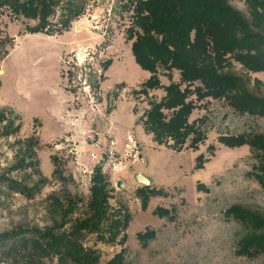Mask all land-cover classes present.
<instances>
[{"label":"rangeland","instance_id":"374dc122","mask_svg":"<svg viewBox=\"0 0 264 264\" xmlns=\"http://www.w3.org/2000/svg\"><path fill=\"white\" fill-rule=\"evenodd\" d=\"M65 1L60 0L50 17L57 30ZM229 2L251 21L245 0ZM122 4L86 0L84 14L53 34L31 33L36 21L0 9V38L7 50L0 62V111L8 112L13 128H20L6 135L5 122L0 123V234L21 229L43 232L55 224L56 233L73 231L75 223L89 214L93 186L89 171L98 168L90 157L95 145L104 146L112 136L123 152L132 136L140 159L128 160L118 173H103L110 182L111 212L125 207L131 216L128 228L114 243L82 232L78 241L86 249L94 250L101 263L124 250L127 264H264V253L248 257L239 252L247 228L228 213L240 205L264 215L258 159L249 146L228 148L218 141L220 136H264V117L241 114L228 101L209 98L196 102L189 119L206 134L198 150L187 148L190 142L181 152L157 145L141 121L149 103L160 101L165 93L158 89L148 97L133 95L150 73L134 59L132 42L126 39L132 13ZM230 63L227 72L241 76L251 93L264 96V72ZM159 75L162 85L180 82L176 70L172 79L162 69ZM87 79L92 85L88 91ZM34 136L38 144L32 158L25 141ZM201 155L206 158L204 167L197 169ZM25 157L27 164L36 166L19 168ZM136 173L147 175L151 184H138ZM4 178L27 185L34 190L32 196L11 191L3 185ZM119 181L125 183L123 188L117 187ZM142 188L160 192L150 197L145 210L138 193ZM53 198L65 207L68 199H81L62 226ZM158 208L167 209L170 218H161ZM146 232H154V237L143 243L138 234ZM23 256L1 250L0 264H30ZM41 264L58 260L44 258Z\"/></svg>","mask_w":264,"mask_h":264},{"label":"trees","instance_id":"16d2710c","mask_svg":"<svg viewBox=\"0 0 264 264\" xmlns=\"http://www.w3.org/2000/svg\"><path fill=\"white\" fill-rule=\"evenodd\" d=\"M251 13V21L232 6L229 0H122V7L132 13L126 30L127 41L132 42V54L136 63L150 73V78L134 90V96L148 97L151 91L163 89L160 101H151L150 108L142 117L147 134L159 146L170 147L176 152L187 148L198 150L206 140V134L196 122H189L196 102L206 99L228 101L241 114L264 117V96L251 93L244 79L226 69L234 60L249 72H264V0H245ZM59 22L60 29L53 26L50 17L60 0H0V9L7 8L17 17L36 21L29 28L31 33H55L68 29L71 22L84 14L86 0H66ZM56 29V30H54ZM4 41L0 38V62L6 57ZM111 65L108 62L105 70ZM164 70L172 79L178 71L180 82L162 85L159 71ZM98 87V83H95ZM5 122V134L17 133L7 111H0V123ZM219 143L228 148L249 146L258 159L257 178L264 186V136H220ZM37 138L25 141L26 153L35 157ZM213 152V148L209 147ZM26 157L18 167H33ZM204 155L196 159V168L203 169ZM56 165V158H53ZM17 167V168H18ZM11 191L32 196L27 185L4 178ZM201 187L198 185V188ZM110 182L97 168L87 207L89 214L78 220L71 232L56 233L55 224L43 232L21 229L18 232L0 234V251L12 255H24L30 264H41L44 258H57L58 264H127L125 251L116 254L107 263H101L94 250L86 249L79 241L82 232L96 233L103 242L114 243L128 228L131 219L125 207L113 210L109 206ZM142 208H147L150 197L159 195L156 190L142 188L138 191ZM62 214V226L74 212L80 198H70L65 207L58 198H53ZM161 218L169 217L167 209L158 208ZM247 228L240 241L239 252L248 257L264 253V215L260 212L235 205L228 211ZM35 232V234H34ZM154 237V232L138 234L144 243ZM20 253V254H19Z\"/></svg>","mask_w":264,"mask_h":264},{"label":"built area","instance_id":"2783aa9c","mask_svg":"<svg viewBox=\"0 0 264 264\" xmlns=\"http://www.w3.org/2000/svg\"><path fill=\"white\" fill-rule=\"evenodd\" d=\"M91 83L88 79L84 83V89L90 90ZM92 88V87H91ZM128 143L125 145V150L120 152L117 147L116 140L110 136L106 144L103 146L96 144L95 148L90 157L95 164V168L98 167L102 174L104 173H118L123 171L127 167L128 160L137 162L140 159V151L138 144L132 136L127 138ZM96 169L89 171V183L93 182Z\"/></svg>","mask_w":264,"mask_h":264},{"label":"water","instance_id":"95a60500","mask_svg":"<svg viewBox=\"0 0 264 264\" xmlns=\"http://www.w3.org/2000/svg\"><path fill=\"white\" fill-rule=\"evenodd\" d=\"M134 179L138 184H140L142 186H149L151 184L150 178L143 173H136L134 175ZM124 186H125V183L123 181H119L117 183L118 188H123Z\"/></svg>","mask_w":264,"mask_h":264}]
</instances>
